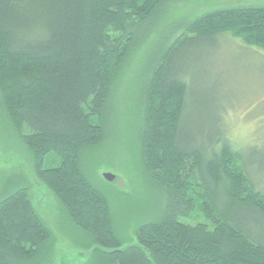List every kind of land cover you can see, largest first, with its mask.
Masks as SVG:
<instances>
[{
    "label": "trees",
    "instance_id": "trees-1",
    "mask_svg": "<svg viewBox=\"0 0 264 264\" xmlns=\"http://www.w3.org/2000/svg\"><path fill=\"white\" fill-rule=\"evenodd\" d=\"M172 1L0 0V109L76 232L78 264H264V189L225 131L184 135L190 90L175 67L193 37L230 33L264 48V9L205 13L154 60L138 155L165 204L133 227V242L116 233L108 201L81 169L84 152L105 138L117 76ZM50 157L58 164L45 168ZM196 215L202 223L180 221ZM53 250L54 233L25 188L0 200V264H53Z\"/></svg>",
    "mask_w": 264,
    "mask_h": 264
},
{
    "label": "rangeland",
    "instance_id": "rangeland-1",
    "mask_svg": "<svg viewBox=\"0 0 264 264\" xmlns=\"http://www.w3.org/2000/svg\"><path fill=\"white\" fill-rule=\"evenodd\" d=\"M239 7L264 9V0L168 3L149 25L143 46L131 53L113 84L105 138L84 152L80 166L108 201L114 229L125 242H133V227L153 219L165 204L164 194L144 175L138 155L146 75L156 57L182 34L188 23L208 12ZM193 38L191 46L178 52L175 64L190 90L183 115L184 135L213 128L225 131L230 147L248 161L253 183L263 190L264 48L248 46L230 33ZM57 164L50 157L44 167ZM105 174L114 176L115 181L106 182ZM21 188L27 190L36 211L54 233L53 264H78L82 258L81 250L75 249L76 232L60 212L55 198L35 180L30 153L0 109V200ZM196 219L180 221L189 225L203 222L200 215Z\"/></svg>",
    "mask_w": 264,
    "mask_h": 264
},
{
    "label": "water",
    "instance_id": "water-1",
    "mask_svg": "<svg viewBox=\"0 0 264 264\" xmlns=\"http://www.w3.org/2000/svg\"><path fill=\"white\" fill-rule=\"evenodd\" d=\"M103 179L108 183H112L115 181V177L110 174L103 175Z\"/></svg>",
    "mask_w": 264,
    "mask_h": 264
}]
</instances>
